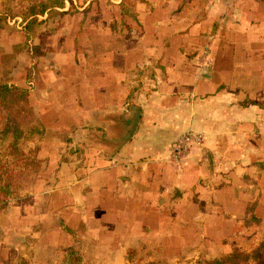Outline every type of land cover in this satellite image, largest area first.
Instances as JSON below:
<instances>
[{
  "label": "crops",
  "instance_id": "obj_1",
  "mask_svg": "<svg viewBox=\"0 0 264 264\" xmlns=\"http://www.w3.org/2000/svg\"><path fill=\"white\" fill-rule=\"evenodd\" d=\"M104 1L57 9L55 31L36 40L30 98L51 124H86L102 144L120 137L131 107L142 118L129 144L116 153L106 142L111 159L88 152L82 168L52 140L51 191L73 187L80 203L158 192L198 212L194 222L264 204V0ZM188 131L204 146L153 175Z\"/></svg>",
  "mask_w": 264,
  "mask_h": 264
},
{
  "label": "rangeland",
  "instance_id": "obj_2",
  "mask_svg": "<svg viewBox=\"0 0 264 264\" xmlns=\"http://www.w3.org/2000/svg\"><path fill=\"white\" fill-rule=\"evenodd\" d=\"M7 1L0 0V6ZM13 1H22L15 8L19 13L34 0ZM38 1L64 3L68 10L65 15H73L88 0ZM103 3L113 5L111 0ZM47 15L26 23L21 18L10 20V27L0 30V83L26 89L29 98L41 54L36 40L54 32L51 25L62 14L54 8ZM30 106L32 116L22 126L25 131L37 130L31 134L32 142H37V158L33 163L25 162L34 157V148L22 160H2L11 163L24 195L0 206V264H67L66 250L70 248L81 253V264H197L236 250L251 253L264 242V204L259 202L256 208H249L247 215L244 210H238L237 215L217 209L214 215L208 210L201 216L202 221L194 222L192 218L198 212L180 207L175 197L158 202L162 198L158 192H154V198L142 194L134 201L97 194L86 203L75 198L73 187L67 189V196L62 195V190L52 192L54 174L49 171L48 156L50 149H55L52 140L67 141L61 145L62 152L64 156H77V168L86 165L88 152L110 157L104 154L107 147L99 139H89L88 125L57 126L44 113L37 112L31 98ZM3 115L0 112V127L5 123ZM78 133H84L85 142L76 139ZM168 166L178 165L160 159L151 171L159 174ZM61 195L64 199L59 200ZM147 198L151 201L147 202Z\"/></svg>",
  "mask_w": 264,
  "mask_h": 264
},
{
  "label": "trees",
  "instance_id": "obj_3",
  "mask_svg": "<svg viewBox=\"0 0 264 264\" xmlns=\"http://www.w3.org/2000/svg\"><path fill=\"white\" fill-rule=\"evenodd\" d=\"M22 5V1L9 0L0 6V30L10 27V20L21 18L23 22H30L33 18L43 17L52 9H63L64 3L53 5L48 1L34 0L22 12L17 13L15 8ZM0 112L4 115L5 123L0 127V206H5L11 201L19 200L23 188L15 181L16 175L11 163L2 161L3 158H17L22 160L31 151L34 157L26 158L25 162H34L37 158V142L31 140V134L37 132L35 128L25 131L22 123L32 116L29 92L18 86L0 83ZM30 138V139H29ZM35 146V147H33ZM30 163V166H31ZM83 256L75 249L66 250L67 264H81ZM264 264V242L251 253L236 250L213 260H202L197 264Z\"/></svg>",
  "mask_w": 264,
  "mask_h": 264
},
{
  "label": "built area",
  "instance_id": "obj_4",
  "mask_svg": "<svg viewBox=\"0 0 264 264\" xmlns=\"http://www.w3.org/2000/svg\"><path fill=\"white\" fill-rule=\"evenodd\" d=\"M205 136L196 131H188L182 135L170 150L167 161L173 164L181 163L194 148H202Z\"/></svg>",
  "mask_w": 264,
  "mask_h": 264
},
{
  "label": "water",
  "instance_id": "obj_5",
  "mask_svg": "<svg viewBox=\"0 0 264 264\" xmlns=\"http://www.w3.org/2000/svg\"><path fill=\"white\" fill-rule=\"evenodd\" d=\"M141 118V109L136 106L131 107L130 111L126 113L125 124H122L123 131L120 137L114 140L104 139V141L114 143V145L112 146L114 148V151L117 153L133 140L139 127ZM106 142H104L103 144H107Z\"/></svg>",
  "mask_w": 264,
  "mask_h": 264
}]
</instances>
